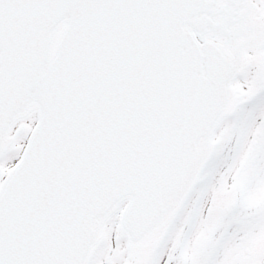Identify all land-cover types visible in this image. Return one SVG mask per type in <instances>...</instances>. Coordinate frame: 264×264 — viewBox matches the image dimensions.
Listing matches in <instances>:
<instances>
[{
    "label": "snow or ice",
    "instance_id": "1",
    "mask_svg": "<svg viewBox=\"0 0 264 264\" xmlns=\"http://www.w3.org/2000/svg\"><path fill=\"white\" fill-rule=\"evenodd\" d=\"M0 264H264V0H0Z\"/></svg>",
    "mask_w": 264,
    "mask_h": 264
}]
</instances>
